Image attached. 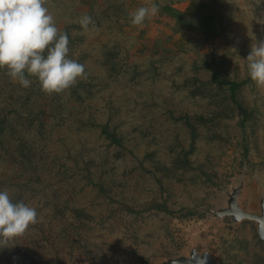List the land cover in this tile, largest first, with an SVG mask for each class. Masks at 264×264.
<instances>
[{
  "label": "rangeland",
  "instance_id": "1",
  "mask_svg": "<svg viewBox=\"0 0 264 264\" xmlns=\"http://www.w3.org/2000/svg\"><path fill=\"white\" fill-rule=\"evenodd\" d=\"M46 6L87 78L47 95L0 70V190L38 213L0 264H264L248 217L264 216V88L245 60L264 0Z\"/></svg>",
  "mask_w": 264,
  "mask_h": 264
},
{
  "label": "clouds",
  "instance_id": "2",
  "mask_svg": "<svg viewBox=\"0 0 264 264\" xmlns=\"http://www.w3.org/2000/svg\"><path fill=\"white\" fill-rule=\"evenodd\" d=\"M47 0H0V70L20 86L28 88L33 79L47 95L61 94L87 78L85 66L70 57L69 35L58 28ZM156 3L129 12L130 22L141 26L158 15ZM78 23L95 29L91 15ZM245 59L250 79L264 88V39L253 40ZM38 223V213L23 200L14 202L7 188L0 190V249L12 247L30 226Z\"/></svg>",
  "mask_w": 264,
  "mask_h": 264
},
{
  "label": "water",
  "instance_id": "3",
  "mask_svg": "<svg viewBox=\"0 0 264 264\" xmlns=\"http://www.w3.org/2000/svg\"><path fill=\"white\" fill-rule=\"evenodd\" d=\"M245 216V215H244ZM250 218H254L255 220H259L260 221V228H259V237L261 240L264 241V216L261 217H257V216H248ZM196 264H209L207 262H198Z\"/></svg>",
  "mask_w": 264,
  "mask_h": 264
},
{
  "label": "trees",
  "instance_id": "4",
  "mask_svg": "<svg viewBox=\"0 0 264 264\" xmlns=\"http://www.w3.org/2000/svg\"><path fill=\"white\" fill-rule=\"evenodd\" d=\"M237 89L236 85H233V91H235Z\"/></svg>",
  "mask_w": 264,
  "mask_h": 264
}]
</instances>
